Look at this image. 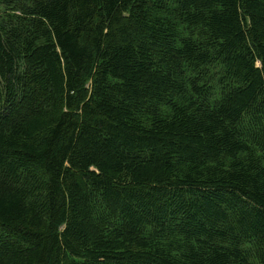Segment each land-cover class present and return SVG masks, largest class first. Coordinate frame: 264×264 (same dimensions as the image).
Returning a JSON list of instances; mask_svg holds the SVG:
<instances>
[{
	"label": "trees",
	"instance_id": "16d2710c",
	"mask_svg": "<svg viewBox=\"0 0 264 264\" xmlns=\"http://www.w3.org/2000/svg\"><path fill=\"white\" fill-rule=\"evenodd\" d=\"M0 264H264V0H0Z\"/></svg>",
	"mask_w": 264,
	"mask_h": 264
}]
</instances>
